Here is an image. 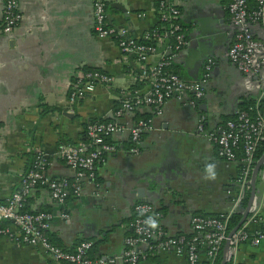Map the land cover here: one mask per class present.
<instances>
[{"label": "crops", "instance_id": "1", "mask_svg": "<svg viewBox=\"0 0 264 264\" xmlns=\"http://www.w3.org/2000/svg\"><path fill=\"white\" fill-rule=\"evenodd\" d=\"M4 1L0 0V27ZM95 1L18 0L21 21L11 35L0 33V201L20 188L38 150L46 152L50 178L73 179V170L58 153L59 144L87 140L86 127L92 119L122 124L124 130L109 139L117 149L97 163L95 177L83 182L80 196L70 194L60 203L40 186L25 208L52 214L48 236L57 246L75 250L81 241L91 240L92 258L103 264H128L122 256L125 240L133 234L136 203L148 201L158 207L170 235H193L196 214L219 215L233 209L241 164L222 158L210 134L219 133L226 124L223 118L234 116L244 101L262 98L264 75L243 74L230 61L235 28L229 0H177L188 44L173 56L171 67L188 82H198L208 73L205 97L193 105L188 91L168 99L163 114L143 106L116 118L120 97L132 85L146 79L138 90H148L150 79L142 70L157 66L171 42L157 41V53L146 62L125 54L114 40L96 34ZM105 1L109 23L126 27L138 40L158 26L165 27L160 25L159 0ZM254 31L264 36L259 25L254 24ZM82 69L103 71L113 82L99 84L72 110L67 98ZM149 117L150 128L141 138L139 152L133 153L131 129L137 120ZM201 120L203 132L198 131ZM261 171L253 211L264 225V166ZM65 212L70 221L62 216ZM2 225L17 232L9 221ZM259 227L251 223L249 230ZM200 255L206 261L205 246ZM234 260L264 264V240L259 245L242 243ZM0 264L66 263L40 245L0 235ZM138 264H188V260L172 249H161Z\"/></svg>", "mask_w": 264, "mask_h": 264}, {"label": "built area", "instance_id": "2", "mask_svg": "<svg viewBox=\"0 0 264 264\" xmlns=\"http://www.w3.org/2000/svg\"><path fill=\"white\" fill-rule=\"evenodd\" d=\"M229 0L228 8L231 23L235 28L234 41L229 47L228 56L232 64L246 75H264V36L259 37L254 31V24L259 25L264 34V0ZM108 4L105 0H96L94 3V30L102 38H110L116 42L125 54L135 55L139 61L146 62L152 54L158 51L157 41L174 36V43H169V52L163 53L157 66L142 73L150 79L147 91L131 90L120 97V106L114 116L119 118L125 113H135L143 106H152L157 114H163L165 102L173 97H181L190 92L193 105H196L206 95V86L209 82L208 73L198 82H188L181 74L166 70L170 67L172 58L181 52L188 44V38L180 21L181 9L177 0H159V17L168 23L164 32L154 29L144 38L155 40V44H144L138 39L129 36L126 27H117L108 21ZM18 0H5L3 7V21L0 33L11 35L22 19ZM210 64L207 69H210ZM113 77L99 70H83L75 75L67 104L70 109L84 99L88 94L95 92L100 85H109ZM264 97V82L262 98ZM261 98V99H262ZM258 99V100H261ZM235 119H230L221 131L210 134V138L217 144L219 155L228 160H239L241 164L238 177V192L230 212L209 216L196 214L192 217L193 235H170L164 229L163 212L153 203L141 201L134 206L133 234L126 238V250L122 259L128 264H138L141 258L148 254H155L158 250H174L185 255L188 264H215L222 255L225 244L229 241V260H234L239 247L244 242L259 245L264 240V225L261 218L253 211L244 224L230 237L229 220L232 214L242 204L246 193L250 189V180L254 165L257 161L255 154L260 141L264 137V116L252 117L249 111L239 109ZM151 117L137 120L131 129L132 145L130 151L139 152V144L143 134L150 128ZM124 130L122 124L113 120L88 122L86 127L87 140L76 144L62 142L58 146V153L73 170L74 177L50 178L47 175L49 159L46 152L38 150L29 170L22 176L20 188L13 192L6 201H0V235L10 236L30 245H40L48 250L55 259L66 264H103L101 260L89 255L93 241H81L75 250H66L54 244L49 236L52 214L49 212H31L25 209L26 201L31 193L40 186H46L51 196L60 203H65L69 195L80 196L83 182L95 177L97 163L107 153L114 152L117 146L104 138ZM198 131L203 132L204 123H198ZM242 149L243 156L238 158V151ZM62 216L71 220L69 213ZM9 221L16 227L12 233L8 226L2 224ZM260 225L255 232L249 230V225ZM207 248L206 261L202 260L200 248Z\"/></svg>", "mask_w": 264, "mask_h": 264}, {"label": "trees", "instance_id": "3", "mask_svg": "<svg viewBox=\"0 0 264 264\" xmlns=\"http://www.w3.org/2000/svg\"><path fill=\"white\" fill-rule=\"evenodd\" d=\"M252 2V5L255 6L254 4V0H251ZM160 25H165V27H157V28H154V29H157L159 32H164L167 27H168V23L164 22V21H161L160 20ZM154 29H152L151 31H153ZM150 31V32H151ZM170 39V42L171 43H174V36H170L169 37ZM139 42L141 43H144V44H155V40H152V39H146V38H142V39H139ZM147 70H150L149 68H146ZM166 70H169V71H174V72H177L179 73L176 69H173V67H165ZM180 74V73H179ZM142 81L140 82L139 80L137 81V83H135L134 85L131 86L130 90H137L140 86H142L145 81H147L146 79H141ZM141 83V85H140ZM120 106L119 102L116 106V109ZM240 108L243 109V110H247L250 112V114L252 115V117H256L258 116V113H261L263 116H264V97L261 99V100H258V99H248L246 101H244L241 105H240ZM236 115H232V116H226L223 118V121L224 123L227 122L228 120L230 119H235ZM96 119H92L90 120V122L92 121H95ZM109 119H99V121H107ZM111 136H107L105 137L104 139L106 141H109L111 142L109 139H110ZM264 153V137L263 139L260 141L259 143V147L256 151V154H255V157L256 159H259L262 154ZM243 156V151L242 149H240L238 151V158H242ZM261 175H262V171L260 172L259 176H258V180H260L261 178ZM71 180V179H70ZM257 180V181H258ZM249 190L248 192L246 193V196L245 198L243 199L242 201V206H245L247 201H248V198H249ZM26 209V208H25ZM29 211V210H28ZM209 216H215V215H209ZM241 208L238 209V211L234 212L232 214V216L230 217V220H229V231H231L237 224L238 222L240 221L241 219ZM91 250V249H90ZM89 255H90V251H89ZM222 256H223V252H222V255L218 258V260L216 261L215 264H221L222 262ZM226 264H241V263H237V262H234L233 260H228Z\"/></svg>", "mask_w": 264, "mask_h": 264}, {"label": "water", "instance_id": "4", "mask_svg": "<svg viewBox=\"0 0 264 264\" xmlns=\"http://www.w3.org/2000/svg\"><path fill=\"white\" fill-rule=\"evenodd\" d=\"M108 18L110 19V17ZM263 166H264V153L259 159H257L254 165L250 180L249 198L245 206H242V204L240 206L242 216L238 224L230 231L229 233L230 237L244 224V222L248 219L250 213L252 212V208L254 206V202L257 195V180ZM228 249H229V241H227L225 244L221 264H226L227 261L230 259V257L227 254Z\"/></svg>", "mask_w": 264, "mask_h": 264}, {"label": "clouds", "instance_id": "5", "mask_svg": "<svg viewBox=\"0 0 264 264\" xmlns=\"http://www.w3.org/2000/svg\"><path fill=\"white\" fill-rule=\"evenodd\" d=\"M212 167H213V166L209 165V166H208V170L211 171Z\"/></svg>", "mask_w": 264, "mask_h": 264}]
</instances>
